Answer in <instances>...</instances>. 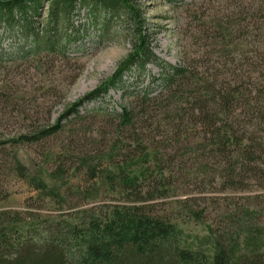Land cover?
<instances>
[{
  "label": "rangeland",
  "instance_id": "1",
  "mask_svg": "<svg viewBox=\"0 0 264 264\" xmlns=\"http://www.w3.org/2000/svg\"><path fill=\"white\" fill-rule=\"evenodd\" d=\"M138 1L155 33L158 63L127 72L106 96L77 110L131 52L132 34L117 19L103 30V13L93 23L77 6L62 29V49L15 56L34 43L0 26V229L24 234L43 221H77L84 211L144 201L205 253L208 239L242 244L264 237V0ZM183 63L238 77L245 95L230 117H237V137L226 155L199 112L188 115L190 104L179 102L178 113H169L174 102L162 84L163 65ZM123 108L135 109L131 124L119 117ZM24 135L40 136L16 142ZM239 147L246 167L234 175ZM133 166L150 168L154 178L141 184V196L109 184L117 169ZM36 179L47 188L38 189Z\"/></svg>",
  "mask_w": 264,
  "mask_h": 264
},
{
  "label": "trees",
  "instance_id": "2",
  "mask_svg": "<svg viewBox=\"0 0 264 264\" xmlns=\"http://www.w3.org/2000/svg\"><path fill=\"white\" fill-rule=\"evenodd\" d=\"M77 6L87 10L93 23L98 21V14L103 13V30L110 20H119L132 34L133 46L115 73L76 104L73 110L84 102L106 96L134 68L143 70L159 61L152 46L155 33L149 31L145 11L138 0H0V26L4 25L5 33L14 36L18 30L25 42L34 43L33 47L19 48L12 55L62 49V29L69 25ZM43 12L46 23L43 32L39 33L37 23L41 22ZM192 66L186 63L163 65L162 84L172 94L174 102V107H168L169 113H178L179 102L190 104L188 115L195 117L194 112H199L198 119L212 137L213 145L220 154L226 155L232 140L237 137L234 128L237 117L232 118L234 121L230 117L245 94L237 89L236 73H200ZM232 67L236 72L240 70L235 61ZM134 111L123 108L118 114L125 125L133 121ZM32 136H21L16 142H33L40 135ZM242 151V147L237 149L238 160L232 168L234 175L238 174L239 167H246ZM149 171L148 167H122L117 169L109 184L120 185L124 191L141 196V184L154 180ZM34 183L38 189L47 188L42 180L36 179ZM185 237L177 225L154 215L153 209L140 201L97 215L84 211L77 221H43L36 227H29L24 234H18L11 226L2 228L0 264H264L262 235L250 237L242 244L235 237L208 239L210 253L202 251L201 243L190 244Z\"/></svg>",
  "mask_w": 264,
  "mask_h": 264
}]
</instances>
